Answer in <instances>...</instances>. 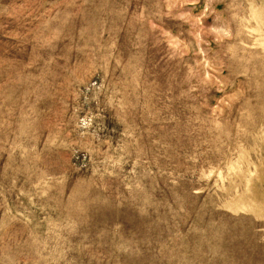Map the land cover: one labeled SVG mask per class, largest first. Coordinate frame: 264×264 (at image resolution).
<instances>
[{"label": "rangeland", "instance_id": "rangeland-1", "mask_svg": "<svg viewBox=\"0 0 264 264\" xmlns=\"http://www.w3.org/2000/svg\"><path fill=\"white\" fill-rule=\"evenodd\" d=\"M0 264H264V0H0Z\"/></svg>", "mask_w": 264, "mask_h": 264}]
</instances>
